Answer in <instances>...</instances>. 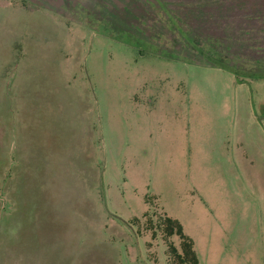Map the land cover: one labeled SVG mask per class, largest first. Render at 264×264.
I'll list each match as a JSON object with an SVG mask.
<instances>
[{"label":"rangeland","instance_id":"374dc122","mask_svg":"<svg viewBox=\"0 0 264 264\" xmlns=\"http://www.w3.org/2000/svg\"><path fill=\"white\" fill-rule=\"evenodd\" d=\"M264 0H0V264H264Z\"/></svg>","mask_w":264,"mask_h":264},{"label":"trees","instance_id":"16d2710c","mask_svg":"<svg viewBox=\"0 0 264 264\" xmlns=\"http://www.w3.org/2000/svg\"><path fill=\"white\" fill-rule=\"evenodd\" d=\"M162 226L168 237L176 235L180 240V249L172 243L168 244L169 264H199L195 243L185 233L180 221L165 214Z\"/></svg>","mask_w":264,"mask_h":264},{"label":"crops","instance_id":"0c3cea01","mask_svg":"<svg viewBox=\"0 0 264 264\" xmlns=\"http://www.w3.org/2000/svg\"><path fill=\"white\" fill-rule=\"evenodd\" d=\"M260 76H264V75H260Z\"/></svg>","mask_w":264,"mask_h":264}]
</instances>
